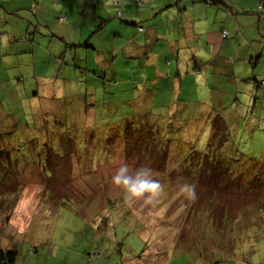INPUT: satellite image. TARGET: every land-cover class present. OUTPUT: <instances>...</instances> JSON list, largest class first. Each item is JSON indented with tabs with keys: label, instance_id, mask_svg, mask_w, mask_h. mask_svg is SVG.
Masks as SVG:
<instances>
[{
	"label": "rangeland",
	"instance_id": "374dc122",
	"mask_svg": "<svg viewBox=\"0 0 264 264\" xmlns=\"http://www.w3.org/2000/svg\"><path fill=\"white\" fill-rule=\"evenodd\" d=\"M38 1L39 6L43 8L41 14L46 15L48 20L45 24L52 32H56L58 37H64L61 42L69 45V57L61 58L64 46L57 42L60 39H56L55 44L50 47L47 45L48 39L46 42L40 41L42 47L34 51L35 47L30 46V42L27 41V44L23 45L18 37L6 34V45L3 55L0 56L2 62H11L14 70L24 74L21 79L26 81V77L30 78L34 86L37 81L41 82L36 76L54 77V71L60 67L62 74L59 76L68 81H63L64 85L67 84V88L63 89L65 94L59 93L55 98H62V101L73 98L75 103L77 99L82 101L83 98L85 103L86 95L81 86H74V81H84L87 77L88 84L89 78L94 79L91 86L97 87L99 83L103 88L102 96H99L98 90L96 97V100H102L101 106L111 101L110 105L120 104L122 107L118 114L112 115L107 108L101 107L99 111L105 110V113L101 112L102 116L105 115L104 118L109 122L124 118V115L139 103L137 97L131 96L132 88L138 81L134 79L136 81L130 85L124 83L125 85L119 86V80L125 78L130 69L131 73L137 71L138 67L151 72L149 66L146 68L148 61L140 58L130 61L123 55V52L132 51L123 50L128 47L126 40L131 37L136 40L135 45L142 46V51L144 49L145 44L142 42L149 31L134 35L137 27L132 25L140 22V26H143L142 23L146 25L154 20L155 12L166 8L160 12L164 19L161 25L169 32L177 25L176 21L173 27L169 25L172 20L170 12H174L176 7L180 9V2L174 5L175 0ZM68 9L71 18L67 25L65 22L55 21L60 11L67 13ZM25 11L34 21L37 20L32 8H25ZM158 19L161 20L160 17ZM102 21H105L101 30L103 32L95 34V26ZM62 24L67 28L63 29ZM205 26L206 24L202 28ZM122 28L127 29L130 36L121 33ZM161 31L164 33L163 30H158ZM153 35L155 36L154 32L150 34L151 37ZM195 39L199 41L200 37L196 36ZM169 41L172 40H167V44ZM167 44L163 43L165 46ZM31 47L34 48L35 64H32L29 55L25 54L30 52ZM120 50L123 52H119ZM180 55V65L182 62H189L185 51ZM95 56L97 59L93 58ZM110 56H115L113 65H109L114 69L109 68L107 75L101 69L109 62L107 59ZM165 56L168 60V56L174 57V54L168 52ZM167 62H171L172 66L174 61ZM167 62L164 61L159 66V72L166 71L164 68L167 67ZM87 68L95 70V75L88 74ZM119 68L121 71H118ZM114 73L116 78L113 77ZM155 75L143 73L138 77L139 83L151 89L152 93L159 95L161 99L163 97L162 103L156 99L157 108L161 105L166 107L162 111L161 119H168L169 116L177 118L178 115H172L175 113L172 101L175 95H169L172 83H168L169 80L165 77ZM100 76L106 78L102 80ZM15 78L17 77L6 74L0 76V121H6L5 130L0 129V148L10 147L6 154L11 167L16 168L17 172L24 170L31 177L29 182L25 181L24 187H21L22 183L18 184L16 178L17 172L11 171L12 176L6 177L4 182L8 184L7 191L0 192V249L14 246L17 250L15 264H264V211L259 212V208L264 206V190L260 189L262 187L259 185L253 187L255 190L257 188V191H254L247 190L240 179L229 183L218 180L216 183L210 173L204 172V175L200 176L196 171L191 172L189 176L181 165H178L180 155L172 156L169 164H163L162 167L150 163L151 160H148V163L143 159L140 162L127 160L120 154L110 163L98 165L94 171L88 166V162H85L80 164L79 170L75 169L74 173L59 176V179L57 175L49 173H44L43 177L38 176L40 163L31 160L30 155L33 148L43 145L39 135L41 130H37L39 128L34 116L27 113L31 107H23L20 103L21 93L15 96L19 91V87L12 85ZM154 78L157 82L146 84L147 80ZM221 79H225L224 76L219 75L212 79L211 92H201L200 88H197L200 90L199 99L204 104L209 105L211 96H217L222 105H230L231 103L225 104L223 99L236 91L239 96L244 91L241 86L237 89L239 85L219 82ZM115 81L120 82L118 86L122 92H118ZM199 82H203L202 78L197 79L196 85L201 87ZM82 86L85 87L84 84ZM248 86L250 90H255L257 96L264 94L257 91L254 85ZM28 91L26 92L30 93ZM89 91L92 93L90 89ZM55 92L56 90L53 93ZM199 99L193 101L199 103ZM122 100L131 102L122 103ZM236 102L248 107L254 101L239 99ZM258 108L260 111H254L252 123L247 124L248 128L234 133V146L238 148V154L244 161L264 162V108ZM26 116L28 117L25 119ZM174 118L170 117L168 123L174 124ZM94 119L96 125L103 123V117L99 113ZM61 123L57 120L53 124L54 127L51 128L54 132L65 129L63 121ZM200 145H204V138H201ZM187 146L188 142L181 141L182 152H185ZM3 151H0V154H4ZM125 164L130 172L151 168L152 178L160 184L159 192L150 200L129 198L122 187L112 183L116 170ZM209 218H212L213 224ZM225 218L228 221L233 219V223L226 224L223 222Z\"/></svg>",
	"mask_w": 264,
	"mask_h": 264
},
{
	"label": "trees",
	"instance_id": "16d2710c",
	"mask_svg": "<svg viewBox=\"0 0 264 264\" xmlns=\"http://www.w3.org/2000/svg\"><path fill=\"white\" fill-rule=\"evenodd\" d=\"M0 1V30L5 31V33H3L4 35L11 34L14 37H18L19 41H28L33 47H35V50L31 47L30 52H25L26 55H29L30 60H32V64H35L33 50L36 51V48H41L43 45L40 41L46 42L48 39V42L51 40L52 43H54L56 40H53L52 38L60 39L58 42L64 41L61 37H58L55 32L51 31V28L45 24L43 19L35 21L25 19V17H22L20 13H18L19 11L8 16L11 12H8L6 9L7 1ZM175 1L174 5L178 4V2H182V0ZM198 1L206 7H215L216 10L219 8L230 9L229 4H231L228 0ZM259 1L260 3L257 8L258 12H256V16H261L259 14L264 13V0ZM165 9L166 8H163L155 12L154 16L161 17L160 12ZM69 11L70 9L67 10V13L60 11L55 18V21L57 20L61 22L63 16L67 18ZM73 15L74 13L71 16ZM81 16L83 15L81 14ZM21 24H23V26L20 27ZM104 24L105 21H102L95 26L97 30L95 34L102 30ZM140 25L141 22L132 26L137 27L135 29L136 31L143 32V28ZM22 27L23 29H21ZM222 36H226V31H223ZM185 37V32L181 31L180 34L170 42L171 45L166 46L168 48L165 50L164 55H167L168 52L169 54H174V57L168 56V60L174 61L172 66L171 62H167L168 60L166 58L163 60V62H167V67L164 68L166 71L163 73L159 72V67L149 65L151 72L156 74L155 76L160 75V77H165L166 80H169L168 83H172V90L169 93L171 96L173 94L175 95L174 100H172L174 101L173 105L175 113L172 115H178V117L169 116L168 119H170V117H175L174 124H172H176V126L169 124L167 118L161 119L160 117L162 116V111L165 110L166 107L161 105L160 108H157L156 99L161 102L164 100L163 97L161 99L159 95L153 94L151 89H148L142 85V83H139L138 77L143 73H148L143 68L138 67L137 71L133 73H131L130 69L129 74L125 78L122 77V80H119L121 84L119 81H115V86L118 87V92H122L119 86H122L124 83L130 85L137 80L138 82H136L135 87L132 88L133 94L131 96L137 97L139 103L132 108L131 112H128L129 115L126 114L124 115V118L109 122L104 118L106 116H102L101 114V112L105 113V110L102 109L99 111L102 107V100H96L97 91L99 90V96H102L101 91H103V88L100 87L99 83L97 84V87H92L91 85L94 79L89 78L88 84H86V76L84 81H74V86H81L83 89L81 90L86 95L85 103L83 98L82 101L77 99L75 103H73L75 100L73 98L70 100L64 99L62 101V98L55 99L59 93L64 95L65 92L63 89L67 88V84H63V81L66 80L59 76L62 74V72L59 71L60 67L57 68V71H54V77L46 78L43 76H36L41 82L37 81L36 86H34V83L30 81V78L26 77V81H23L21 76L24 74H19V71L14 70L15 67L12 64L3 63L2 58L0 57V76L2 77V75L6 74L7 76L17 77L13 79L12 82V85L19 87L18 94L16 93L15 96L21 93L19 96L20 103L23 107H31L30 110L27 108L25 109L28 110V114H31L30 116H34L37 128H39L37 130H41L39 135L42 137L41 140L43 145L33 148L30 155L31 160L40 163V167H38V176L43 177V175H45L44 173H49L50 175H57L59 179V176H65V174L68 175L72 172L74 173L75 169L79 170L81 168L80 164L82 165V163L85 162H88V166H91L92 171H94L98 165L108 164L114 157H118L120 154H122V156L124 155L125 157L123 156V158H127V160L133 159L135 162H140L143 159L146 163L151 160L150 163L153 162L152 164L160 165L162 167L163 164H165V166L169 164L172 156L180 155L181 158L178 160V165H181V168L185 170V174L187 172V175L189 176H191V172L193 173L194 171L198 172L200 176L204 175L205 172L210 173L213 182L216 183L218 180H220V182L229 183L240 179L242 185L247 187V190L257 191V188L256 190L253 188L257 185L262 187L260 189L264 190V162L241 160L240 155L238 154V148L234 146L235 144L233 142L235 141L234 137L236 138L235 134L237 131L239 132L248 128L247 124L252 123L253 114H255L254 111H260V108L258 107L264 108V94L257 96L255 90H250L247 82H240L238 85L241 86L244 91L242 90L243 92H241L239 96L234 94L230 99H223L225 104L231 103L230 105H222L221 100L217 96H211L209 99V105L204 104V102L199 99V91L201 90L202 92L203 90L205 92H211L212 89L210 88V83L212 81H205L203 86L202 83L199 82L201 87L196 86L197 79L201 78L203 75L206 76L207 74V72L205 73L203 71L206 69H203L201 64L198 65L200 61L196 62V58L199 60L201 57H206L208 49L205 48L204 51H199V56H196L192 48L193 45H186L188 43H186ZM38 38L41 39L39 40ZM48 42L47 45H50ZM64 43L65 42H62L64 49L60 54V56H62L61 58H65L66 56L69 57V52H67L69 45ZM143 43L147 45H144L143 51L141 50L142 46H140L137 49L132 50L130 53L123 52V50H120L119 52H123V55L125 57L127 56V59H130V61H133L131 59L137 60L139 58L143 61H147L148 59L152 60L154 58L153 55H156L158 52L154 51L153 53L149 51L151 44L142 42V44ZM252 44L254 46L258 45L260 50H264V37L253 41ZM88 46L90 45L88 44ZM184 51L188 54L187 60H189V62H182L180 65V54ZM114 57L110 56L107 59L109 62H107L101 69L105 74H107L109 68L114 69L113 66L109 67V65H113ZM93 58L97 59L96 56ZM93 58L90 57V59H92L91 61L95 63ZM258 58L259 56H256L255 58L249 56L245 60V63L251 72V77L249 78L251 80L250 82H252L251 84L254 85L257 91L264 92V78L258 79L259 77L256 75ZM238 61L240 62L241 60ZM137 62H139V60ZM184 65L185 67H183ZM146 68H148V65ZM179 68L189 69V75H186V77H182L179 74L177 75V70ZM170 69H172V72H170ZM87 70L86 72L88 74L95 75V70H89L88 68ZM118 71H121L120 68ZM194 71L196 72L193 73ZM210 71H212V67H210ZM10 72H14V74ZM111 74H113V71ZM200 74H202L201 77ZM172 75L175 77H172ZM209 75H211V73ZM219 75L221 74L218 73L214 76L211 75V77L216 78ZM113 77H117L116 73H114ZM100 78L104 80L106 77L100 76ZM202 80L204 81L205 78H202ZM66 82L68 83V81ZM146 82V84L155 83L157 82V79L154 78L147 80ZM190 83H194L195 87L193 86V91L186 90V86ZM0 84H2L1 80ZM82 84H84L85 87H83ZM197 88H200V90ZM27 90H29L28 92L30 93H27ZM55 90L56 92L53 93ZM51 95H53V98H51ZM111 99L113 98L111 97ZM193 99H199L200 102L197 103L196 101H193ZM239 99L245 101L253 100L254 102L246 107L245 105L236 102L239 101ZM259 101L260 105H258ZM120 102L130 103L131 101L122 100ZM110 103L112 102H106V105L104 104L102 108H107L111 115L114 113L118 114L120 108H122L120 104L112 106ZM238 108L243 109L240 110ZM98 113L103 117V123L100 125L94 123V118H96V115L98 116ZM154 115H159V117ZM27 117L28 116H26L25 119ZM57 120H59L60 123L63 121L65 129H61L59 132H54V129L51 127H54L53 124L57 122ZM5 123L6 121H0L1 130H5ZM85 123H87L86 126ZM201 138H204V145L202 146L200 145ZM176 139H178V141H176ZM181 141L188 142L185 152H182L180 149ZM173 146H176L177 148ZM9 148L10 147L0 148V151L4 150L3 153L6 154V150ZM90 149H93V151H90ZM4 154H0V192L7 191L8 184H4L5 179L11 175V171H16V168L11 167V162H8L9 158L7 154L3 159ZM151 157H153V159ZM6 168H8L7 171L5 170ZM16 175L18 184L22 183L21 187H24L25 181L29 182L31 178L24 170H18ZM263 209L264 206L259 208V212H263ZM125 214L129 217L127 213ZM209 219L210 221L212 220V218ZM132 220L136 221V219ZM226 220V218L223 219V222L226 224L233 223L231 222L233 219L229 221ZM211 223L213 224V221H211ZM221 234H223L222 230ZM16 257L17 250L14 246L0 249V264H15Z\"/></svg>",
	"mask_w": 264,
	"mask_h": 264
},
{
	"label": "crops",
	"instance_id": "0c3cea01",
	"mask_svg": "<svg viewBox=\"0 0 264 264\" xmlns=\"http://www.w3.org/2000/svg\"><path fill=\"white\" fill-rule=\"evenodd\" d=\"M4 1H7L6 9L8 10V12H11V14H9L8 16L13 15L14 12L19 11L18 13H20L22 17H25V19L33 20L29 13L25 11V8H32V13L33 15L35 14L37 20L43 19L44 22H48L46 15H44L43 13L41 14L43 8L39 6L40 2L38 0H25V2L24 0ZM30 2H32V6L30 5ZM228 2L231 3L229 4L230 9L219 8L218 11L215 7H206L198 0H182V2L179 4L180 9L176 7L174 8V12H170L172 20L169 21V25L173 27L174 21H176L175 23H177V25L169 32H166L164 30L165 27L161 25L164 21L162 15L160 17L161 20H159L158 17L154 16L153 19L155 17L156 18L153 21L148 22L146 25L142 24L143 26L141 27L143 28V32L134 31V35L136 33L142 35L144 31H149L148 34L144 36L143 42H151L149 51L153 53L155 51L154 49L156 47H159L158 50H156L158 53H156V55H153L154 58L152 60H147L148 66H161L163 59L166 58V56L164 55L165 50L168 48L163 45V43L167 44V40H174L175 37L182 31L185 32L186 43H188L186 45H193L192 48L196 56H199V51H204L205 48L208 49V54L206 57H201V59L199 60L198 58H196V62L200 61L198 65L201 64L202 68L206 69L203 71L205 73L207 72L206 76L201 77L202 74H200L201 78H205L202 84L205 81H212L213 77H211V75L214 76L218 73L225 78L223 80H219V82H229L235 86L240 84V82H247L248 85L251 84L252 82H250L251 80L249 79L251 77V72L249 67L245 63V60L249 56H252L254 58L256 56H259L256 67V75L259 77L258 79H263L264 50H260V47L258 45L254 46L252 44L253 41L259 40L260 38L264 37V13L259 14L261 16H256L260 1L228 0ZM70 18L69 14L67 18L63 16L61 22H65V24L67 25ZM108 18L111 19L110 16H108ZM204 24H206V26L202 28ZM66 25L62 24L61 27L63 29H66ZM21 26H23V24H21L20 27ZM124 28H122V30L120 29L121 33L130 36V34L127 32V29ZM21 29H23V27ZM159 29L163 30L164 33L162 31L158 32ZM223 31H226L225 37L222 36ZM100 32L103 31H99V33ZM152 32L155 33V36L153 35L151 37L150 34ZM3 33H5V31L0 30V56L3 55V48L6 45V42L4 40V36L6 34L4 35ZM196 36L200 37L199 41H196V39L194 40ZM62 38L64 37L61 36V39ZM164 38L167 40H165ZM52 39L56 40V38ZM20 42L23 45L27 44V41L25 42L24 40ZM135 42L136 40L133 39V37L127 39L126 44L128 45V47H124L123 50L125 49L127 51L136 49L138 46L135 45ZM48 43L50 44L48 45V47L55 44L52 43L51 40ZM160 44L161 46H157ZM162 45L164 47H162ZM167 45L169 46L171 44L168 43ZM238 60L241 61L239 62ZM210 67H212V71H210ZM195 72L196 71H194L193 73ZM210 73L211 75H209ZM178 74L182 77H186V75H189V69L179 68L177 70V75ZM188 86L189 85L186 86V90L189 91V89H192L193 91V83H190V87ZM239 88L240 86H238L237 89ZM234 94L237 95V91L231 96H227L226 98L230 99V97L232 98Z\"/></svg>",
	"mask_w": 264,
	"mask_h": 264
},
{
	"label": "clouds",
	"instance_id": "9594fccd",
	"mask_svg": "<svg viewBox=\"0 0 264 264\" xmlns=\"http://www.w3.org/2000/svg\"><path fill=\"white\" fill-rule=\"evenodd\" d=\"M112 183L122 187L129 198L151 199L160 190V184L151 176V171L146 168L130 172L125 164L119 167L112 176Z\"/></svg>",
	"mask_w": 264,
	"mask_h": 264
}]
</instances>
